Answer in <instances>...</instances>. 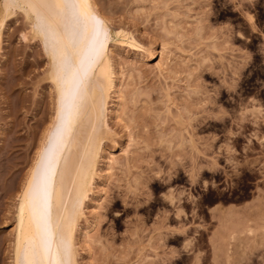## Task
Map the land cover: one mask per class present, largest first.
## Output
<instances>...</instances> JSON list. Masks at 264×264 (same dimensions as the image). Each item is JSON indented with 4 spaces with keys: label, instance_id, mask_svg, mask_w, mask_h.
<instances>
[{
    "label": "rangeland",
    "instance_id": "374dc122",
    "mask_svg": "<svg viewBox=\"0 0 264 264\" xmlns=\"http://www.w3.org/2000/svg\"><path fill=\"white\" fill-rule=\"evenodd\" d=\"M95 2L144 50L112 47V131L78 229V263L264 264V0ZM5 24L0 264H13L19 196L52 123L55 91L45 44L24 13Z\"/></svg>",
    "mask_w": 264,
    "mask_h": 264
},
{
    "label": "bare ground",
    "instance_id": "6f19581e",
    "mask_svg": "<svg viewBox=\"0 0 264 264\" xmlns=\"http://www.w3.org/2000/svg\"><path fill=\"white\" fill-rule=\"evenodd\" d=\"M17 9L30 22L33 37L45 44L55 114L19 196L13 264H79L77 233L95 185L103 144L112 131L108 105L117 88L112 47L138 51L144 47L125 30L115 31L95 0H2L0 39ZM119 100L114 113L121 122V95ZM107 162L106 177H110L116 160L110 157ZM100 197L96 201L101 207ZM91 235L87 230L88 244L93 242Z\"/></svg>",
    "mask_w": 264,
    "mask_h": 264
}]
</instances>
